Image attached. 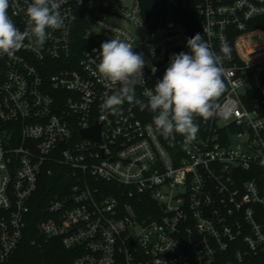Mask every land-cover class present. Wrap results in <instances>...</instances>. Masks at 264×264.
Returning a JSON list of instances; mask_svg holds the SVG:
<instances>
[{"label":"built area","instance_id":"built-area-1","mask_svg":"<svg viewBox=\"0 0 264 264\" xmlns=\"http://www.w3.org/2000/svg\"><path fill=\"white\" fill-rule=\"evenodd\" d=\"M9 3L23 32L26 0ZM177 3L149 28L141 0H63V27L47 29L41 49L25 40L0 55V264H16L46 183V217L30 242L56 238L74 264H264V27L253 23L264 0ZM197 33L222 57L224 88L216 114L195 117L191 144L161 134L138 103L101 108L121 87L95 71L103 42L143 54L135 95L147 104Z\"/></svg>","mask_w":264,"mask_h":264},{"label":"clouds","instance_id":"clouds-1","mask_svg":"<svg viewBox=\"0 0 264 264\" xmlns=\"http://www.w3.org/2000/svg\"><path fill=\"white\" fill-rule=\"evenodd\" d=\"M27 3V0H26ZM63 0H31L25 10L26 28L21 32L8 15L9 0H0V55L14 56L28 40L35 50L43 47L48 39L47 29L63 27L59 11ZM190 52H180L170 58L163 78L154 91L147 93L148 103L136 99L135 87L145 82L142 53L133 51L125 40L110 39L100 45L99 62L95 71L99 77L121 85L118 92L107 95L101 104L105 110H114L127 102L138 103L156 113L153 123L163 135L178 133L185 144L196 139L199 126L195 117L208 120L216 114V99L224 85L221 80L222 57L210 49L200 33L187 39ZM222 52L227 54L225 47Z\"/></svg>","mask_w":264,"mask_h":264},{"label":"trees","instance_id":"trees-1","mask_svg":"<svg viewBox=\"0 0 264 264\" xmlns=\"http://www.w3.org/2000/svg\"><path fill=\"white\" fill-rule=\"evenodd\" d=\"M167 5L177 6V0H141L142 17L149 28L161 24L164 18L161 12ZM193 12V9H189ZM254 26L264 27V17L257 18ZM55 181L50 177L45 181ZM52 193L49 183L43 184L37 192V203L33 206L30 222L25 230L23 239L18 245L13 260L16 264H74V251L62 246L58 239H49L46 242L40 240L39 244H31L30 239L35 236V224L45 218L42 208L45 201Z\"/></svg>","mask_w":264,"mask_h":264},{"label":"rangeland","instance_id":"rangeland-1","mask_svg":"<svg viewBox=\"0 0 264 264\" xmlns=\"http://www.w3.org/2000/svg\"><path fill=\"white\" fill-rule=\"evenodd\" d=\"M106 18H108V20H110L111 22L115 23V24H118L120 27H125V28H130V25L127 21H124L123 19L121 18H118L112 14H109L107 13L106 15ZM255 39H252V42H254Z\"/></svg>","mask_w":264,"mask_h":264},{"label":"water","instance_id":"water-1","mask_svg":"<svg viewBox=\"0 0 264 264\" xmlns=\"http://www.w3.org/2000/svg\"><path fill=\"white\" fill-rule=\"evenodd\" d=\"M82 134L85 136H88V135H91L92 133L90 131H83ZM95 138L98 139L97 134H96Z\"/></svg>","mask_w":264,"mask_h":264}]
</instances>
